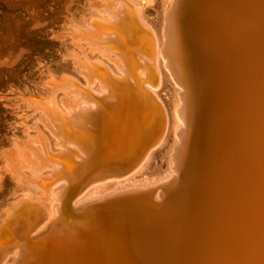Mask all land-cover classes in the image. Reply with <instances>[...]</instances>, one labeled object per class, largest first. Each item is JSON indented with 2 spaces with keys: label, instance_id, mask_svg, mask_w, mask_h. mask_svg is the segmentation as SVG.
Listing matches in <instances>:
<instances>
[{
  "label": "rangeland",
  "instance_id": "rangeland-1",
  "mask_svg": "<svg viewBox=\"0 0 264 264\" xmlns=\"http://www.w3.org/2000/svg\"><path fill=\"white\" fill-rule=\"evenodd\" d=\"M179 1L178 14L187 12L190 8L191 11L186 13L185 20L183 16L179 17V22L176 20L178 31H174L172 34V42H175V44L169 46L167 43L165 44L166 39H168V34L166 33L168 30L167 11H169L173 0H103V2L102 0H97V2L94 0H0V221L4 222V224L0 222L3 224L0 226V264H13L14 260H16L14 264H44V262L45 264H64L65 258L69 260L73 253H78L79 245L92 243L93 238L98 240L95 246H97L96 249L100 246L102 254L104 250V254L107 253V243L104 241L99 243V240L109 239L113 242L114 248L111 253L115 254L116 257L119 256V259L123 255L121 261L115 264H134V262L137 264L140 255L146 251L143 244L147 233H149V229L146 226L158 225L159 223L157 221L160 219V215L156 211L161 213L171 210L173 206L187 198L189 193L186 191L183 178H189V190L196 189L203 183L206 168L202 162L204 154L208 152L210 142L212 111L209 106L208 92H206V80H204L206 79L204 72V63L206 61L203 54L204 40H201L203 38L200 37H198L199 39L195 38L193 25L198 29V24L196 25V23H199V20L205 25V18H207L208 12L212 10L211 4L214 1H200L196 4L198 0H193L189 5L186 4L191 0ZM114 3L116 4L114 5ZM122 6L127 7L131 17L129 25L132 40L127 36L124 29L120 31L121 50L127 56L131 54L128 57V59L131 58L129 59L131 61L129 64H132L131 68L137 61L136 52H145L147 49L149 52L151 49L148 48L147 41L148 39L153 41L151 34L141 25L142 23L139 20L135 6L140 9L143 19L154 31L158 50H160L161 46L163 48L165 44L166 55L164 58L168 61L165 65L163 58H159L161 83L152 86L153 90L146 89L142 83L132 85L126 78L123 79V74L121 75L122 72L118 69L121 63L115 64L118 69L116 70L115 66H113L114 64L112 65L111 61L109 62L108 59L101 55L102 51L91 52L85 42L79 38V34H77L79 29L87 27V15H96L99 18L104 17L105 20L106 18H115V13L121 11ZM101 8L104 9L102 10ZM166 17L167 20L165 19ZM183 21L184 24L181 31L179 25ZM163 27L165 28L163 29ZM198 31L203 33L201 28ZM201 33H199L200 36ZM187 34L189 39L191 38L190 45L192 46L185 40ZM72 35L74 36L72 37ZM183 40L187 43L186 46L191 53L184 48ZM81 51L86 54L89 63L93 65V69L91 71L88 69V72H93V78L97 79L94 85L90 79L82 77L83 75L80 71L75 68L73 55L78 53L77 55L83 59ZM111 57L113 58L114 56L111 55ZM147 60L143 56L145 64L150 65L149 60ZM194 63L198 65H194ZM105 67H108L113 72L118 83L120 82L117 85H111L112 92L116 95V99L113 100L110 99L111 96L106 92H102L100 88L102 85L98 82V80L103 81L102 79L105 78ZM96 68L99 70H96ZM64 78L72 81L75 85L78 84L79 86H76L84 93V96H76L75 100L74 95H66L61 92L64 87L62 85V79ZM148 81L151 82L150 77ZM60 85L62 86L60 87ZM58 88L60 90L57 91L56 89ZM102 89L105 91L103 87ZM91 90H93V93ZM80 99V104L85 103V99L88 102L90 101V103L92 102L91 104L97 102L95 110L87 109L84 110L86 114L84 115L83 113L84 116L94 114L97 116L94 126H87L83 120L76 116H68V107L75 102L79 104L78 101ZM38 107L40 108L38 109ZM178 110L185 113V127L181 134L180 132L178 134L175 133V128H178L181 124L180 120L177 119ZM154 121L156 122L154 123ZM55 137L60 138L64 146H68L70 141L80 144L82 138H89L91 150L85 156V160L81 161L80 159L79 161V159H76V155L79 154H74L75 152L79 153L77 149L70 150V154L68 152H65V154L60 153L59 141ZM157 137L161 141L160 144L150 152L147 159L143 160L152 140ZM178 140L179 146L173 148L172 146ZM262 146L264 147V145ZM44 148L45 153H47L44 154L47 158L44 161L45 163H43V168L45 165L47 166L39 173L45 177L50 174L47 178L52 179V181L55 180L53 183L54 185L57 183V185L54 187L50 184H43L38 189L41 192L44 190L45 194L52 190L51 195L58 192L57 190H64L65 199L67 200L63 210H60V213L57 214L50 224L49 220H47L49 218L46 212L42 208L39 210V206H24V208L19 206L16 210L8 211L9 215L7 213L2 215V210L5 206L17 202L23 195V192L17 189V183L11 177L12 172L9 169L14 166L15 170H21L22 168L20 169L18 165L19 158H27L31 162V149L39 151ZM173 151H175V154L177 152L176 157L178 156L177 170L170 166V162L173 161L171 159L173 155L171 152ZM64 159L66 161H63ZM5 161H9L11 166ZM202 166L204 167V173ZM6 168L9 172H7ZM201 170L202 172H200ZM22 171L28 176L32 174L28 168L23 167ZM99 174L108 175V180L106 178L107 181H104V183L102 181L97 182V185L95 181ZM198 174L200 178L197 176ZM226 174H229L228 176L232 180L233 186L222 196L221 201L223 202L220 201V206L217 207L220 210L234 198L237 199L245 195L249 189L248 185L238 186L239 178L237 174H231V172H226ZM68 176L72 179L70 183L65 180ZM194 181H197V184ZM91 184H93V187H90ZM144 185L151 186L144 190V193L150 198L152 206L145 204V206L143 204L139 206V204H136L134 206L138 208L133 207L132 211H127L129 213L117 215L113 219L114 221L111 220V224L103 225L104 220L102 216L99 217L98 211L102 210L100 212H103L105 210L111 213L110 211H112V207L117 200L133 198L136 200L132 199L130 202H138L142 194L128 193L124 194L125 196L118 195V197L116 196L111 200L101 201L99 204H91V200L101 195L135 189ZM72 192L74 196H72ZM159 192L161 196L156 199ZM75 193H78L77 196H75ZM162 194H164V197H162ZM183 194L185 197L182 196ZM48 196L50 198V194ZM51 202L52 200H50V205L55 201ZM72 204H80L82 207L75 209ZM51 206V211L54 212V208L58 204L55 202ZM67 206L69 207L67 208ZM201 213L202 218L198 219V222L196 221L195 229L190 234L193 240H189L190 237L188 238L193 244L199 240L200 233L204 232L208 225L218 229L222 228L221 223L213 213L203 211ZM211 215L215 218H210ZM3 216H6V218ZM121 219L122 221L124 220L123 222H125L126 226L120 221ZM213 220L216 223H213ZM44 223L47 228L43 236L34 239L33 233L44 228ZM35 226L38 227V231H36ZM97 227L98 230L96 231L95 228L97 229ZM142 227H144L143 230ZM17 228L22 231V234ZM92 231L96 233L93 235ZM17 235L24 236V247L22 249L18 244ZM42 240H45L44 242L47 244L43 249L40 243ZM43 241L42 243H44ZM36 243L37 245L35 246ZM213 243L215 242L212 241L205 248L206 251L214 245ZM71 244L75 245L76 248ZM204 247L199 249V255L202 250L203 252L205 251ZM39 249H41V252H39ZM74 250L76 251L74 252ZM220 251L222 252L219 248L218 252ZM60 253L63 254L62 257L65 256L64 260L62 257H58L61 255ZM222 253L221 257L226 256L224 257L226 261H228L227 259L230 260L228 261L229 264L234 261L236 264H247L246 257H243L241 253L234 254L236 257ZM6 255L7 258H4L5 261L3 262V257H6ZM99 255V252H95L94 259L97 260L96 258H99ZM258 264H262L261 260Z\"/></svg>",
  "mask_w": 264,
  "mask_h": 264
},
{
  "label": "bare ground",
  "instance_id": "bare-ground-1",
  "mask_svg": "<svg viewBox=\"0 0 264 264\" xmlns=\"http://www.w3.org/2000/svg\"><path fill=\"white\" fill-rule=\"evenodd\" d=\"M94 1L97 2V0H94ZM192 1L193 0L189 1L186 5L191 4ZM200 1L205 2L207 0H198L196 4ZM213 1L214 2L211 4L212 10L208 12V16L207 18H205L206 19L205 25H203V23H201L200 20L198 21L199 23H196V25L198 24L197 25L198 29L195 28V25H193L194 30H195L194 31L195 33L193 32V34H195V38L199 39L198 37H200V38H203L201 40H204L203 47H204L205 52L203 51V54L205 57L204 56L203 57L205 58V61H206L204 63L205 64L204 72L206 75L205 76L206 79L204 78L203 79L206 80V88H207L206 92H208L209 106L212 111V126H211L212 128H211V134H210V142H209L208 152L204 154L203 162H202L204 164L203 166H205L206 168L205 173H204V167L202 166L203 173H204V181L196 189L193 188L189 190V187H188L189 178L187 177L183 178L185 182L184 186L186 187V191H188L189 193L187 198H185L182 202L178 203L177 205L173 206L171 210L161 212V213L156 211V213L160 215V219L157 221V223L158 222L159 223L158 225L152 224V225L146 226L149 229L148 230L149 233H147V237H145L146 239H144L143 244L145 245V248H146L145 250L147 251V253L146 251H144V254L140 255V257L138 258L137 264H229L228 261L230 260L227 259L228 261H226V258H224L226 256L221 257V255H223L222 252H224L226 255H234L236 253H239V254L241 253L243 257H246L247 264H256V263L258 264L260 260H261V263L264 264V147L262 146L264 145V0H213ZM115 4L116 3H114V5ZM179 4H180L179 0H173L169 11H167L168 30L166 33L168 34V39H166L165 44L167 43L169 46H172V44H175V42H172V34L174 31H178L176 28L177 26L176 20H178L179 22V17L181 16H183V19L185 20L186 13L188 11L189 12L191 11V8H190L187 12H184V13L181 12V14H178ZM90 8L92 7L90 6ZM121 9H122L121 11L115 13L114 15L115 18H108V19L106 18V20L104 19V17L99 18V17H96V15L95 16L87 15V21H86L87 27H82V29H79V30L77 29L79 32L77 34H79V38L85 42V44L88 46V49L91 52H97L99 50L102 51L101 52L102 54L101 53L100 54L103 55L105 59H108L109 62L111 61L112 62L111 64L112 65L114 64L113 66H115V64L121 63L118 69L121 70L122 72L121 75L123 74V79L126 78L128 82L131 83L132 85H139V83H142V85L143 84L145 85V86L143 85V87H146V89L151 90L152 86H155L157 83L159 84L161 83V71H160V67L158 63L159 58H163L165 65L167 64V61H168V60H165L164 58L166 55V51L164 50L165 44L163 45V48L161 46L159 48L160 50H158L156 46L157 41H156V36L154 34V31L143 19L140 9L135 6V9L137 10V13L140 18L139 20L142 23L141 25H143L145 30H147L151 34L153 41H150V39H148L147 41V44H148L147 46L149 49H151L149 50V52L147 51L148 49L145 50V52L144 51L136 52L137 61L134 60L136 63L134 62L135 65L131 68L132 64L131 65L129 64L131 62L129 61V59L131 58L128 59V57L131 54L127 56L121 50V35H120L121 29H124L127 36L130 37V40H132L131 39L132 33L130 30V25H129L131 17L129 16V10L127 9V7L122 6ZM107 11L105 12L107 13ZM112 11L115 12L114 10ZM102 15L104 14L102 13ZM165 19L167 20V17ZM183 24H184V21L183 23L179 25L180 27L179 29H181V31H182ZM164 28L165 27H163V29ZM200 28L202 29L203 33L198 31ZM163 32H165V30H163ZM199 33H201V36L199 35ZM74 35H72V37ZM185 40L190 45L191 38L189 39L188 34ZM185 40H183L182 43L184 45V48L187 51H189L188 47L186 46L187 43L185 42ZM191 44H192V41H191ZM80 49H81V46H80ZM187 51L185 52L187 53ZM189 52L191 53V51ZM77 54L73 55L74 62H75L74 64L76 66L75 68L77 69V71L78 70L80 71V73L83 75L82 77H85L86 79H90L94 85L97 79L93 78L94 77V74H92L93 72L92 73L88 72V69H90V71L93 69V65L89 63L88 61L89 59L87 58L84 52L81 51V56L83 57V59ZM139 54L146 57L149 60L150 65L149 64L146 65L145 62L143 61V56H140ZM111 55H113L114 57L112 58ZM71 58L73 57L71 56ZM196 64L194 63V65ZM102 66H104V64H102ZM116 67L117 66H115V68ZM97 69L98 68H96V70ZM118 69L116 68V70ZM105 71H106L104 75L105 78L102 79L103 81L98 80V82H100L101 83L100 85H102L100 87L102 92L104 93L106 92L108 95L111 96L110 99L113 100V99H116V95L113 94L111 85H114V84L117 85L118 81L115 79L113 72L108 67H105ZM149 77H150L151 82L148 81ZM62 80H63L62 85L64 87L62 88L61 92L65 93L66 95L68 94L74 95L75 100H76V96L77 97L84 96V93L76 86L78 84L75 85V83L65 78ZM62 85H60V87ZM102 87L105 89V91H103ZM59 88L56 90L57 91L60 90ZM91 91L93 93V90ZM78 102L79 104L77 102H75L74 104L71 103L72 106L68 107V110H67L68 116L70 115L76 116L80 118L81 120H83L87 124V126H94L97 116H95V114L91 116H84L86 114L84 113L85 112L84 110H87V109L95 110L97 107L96 105L97 102L95 104L94 103L91 104L92 102L90 103V101L88 102L86 99H85V103L83 104H80L81 99ZM39 108L40 107H38V109ZM177 114H178L177 119L180 120L181 124L178 128H175V133L178 134L180 132L181 134V132L184 130V127H185V113H182L181 111L178 110ZM155 122L156 121H154V123ZM85 123L84 125H86ZM57 139L59 141L58 142L56 140L59 143V146H60L59 148H61L59 150L60 153L65 154V152L69 153L70 150L77 149L79 153H76V152L74 153L73 151L72 152L74 154H79V155H76V159L77 160L79 159V161L80 159L81 161L85 160L86 159L85 156L88 155L89 151L91 150V146H89V143H91V141L89 140V138H82V142L80 144H77L75 141L74 143L70 141L69 144L67 143L68 146L67 145L64 146V144L61 143L60 138H57ZM159 140L160 139H158V137L152 140L150 147L148 148L146 154L144 155L145 157L143 160H145V158L147 159L150 152H152V150L160 144L161 141ZM76 144L77 146H75ZM178 146H179V140L172 147L176 148ZM45 152H46L45 148L39 151L31 149V152H30L32 153L31 162L28 161L27 158H23V157L18 159V165L20 166V169L21 168L23 169L24 167V168H28V170L29 169L31 170L32 174L29 176L26 175L22 171V169L15 170L13 168L14 166L11 167L12 169H9V171L11 170L10 172H12L11 177H13L15 182L17 183V186H18L17 189L21 190L23 192V195L21 198L18 197L19 198L18 200L16 199L17 202H14L13 204H9L5 206L2 210V215L6 213L8 214V211L10 210H16V208L19 206L20 207L23 206V208L24 206L26 207L39 206L40 207L39 210H41L42 208L43 211L46 212L47 217L49 218L47 220H49V224H50L53 221V219L57 216V214L60 213V210L61 209L63 210L66 204V200H67L65 199L66 194L64 190L62 189L57 190L58 192H56L53 195H51L53 192L52 190H49L50 192L46 191L48 192V194H50V198H49L48 194H45V192H43L44 190L41 192L38 189V187L43 184L45 185L50 184L51 186H54V187L57 185V183L55 185L53 183V181L55 180L52 181V179L47 178L50 174L45 177L39 173L41 172L42 169L46 168L45 166H47L45 165L43 168V163H45L44 161L47 158L45 157V154H47ZM171 153H173L172 158H171L173 161L171 160L172 162H170V166L177 170V167H178V158H177L178 156L176 157L177 152L176 154H175V151ZM4 160L6 159L4 158ZM63 161H66V160L64 159ZM5 162H8V164L10 163L9 161H5ZM9 166L11 165L9 164ZM48 166H51V165H48ZM6 170L7 172H9L7 168ZM54 170H55V167H54ZM200 172H202V170ZM226 172H231V174L233 173L237 174L239 178L238 186L242 187L243 185L245 186L248 185L249 189L245 195L237 199L234 198L231 202H228V204L223 209L220 210L217 207L220 206V201L222 200V196L226 193V191H228V189L232 188L233 186L232 180L229 178L228 176L229 174H226ZM200 174L202 175V173ZM247 174L250 176L248 177ZM99 175L97 176L96 181H95L97 185H98L97 182L102 181L104 183V181L108 180V175H100V176ZM197 176H199V174ZM114 177H117V176H114ZM124 177H125V174H124ZM240 178H241V181H240ZM65 180L68 183L72 181V179H70L69 176L66 177ZM196 182L194 181V183ZM96 184L94 183V185ZM90 187H93V184H91ZM150 187H151L150 185H144V186H139L138 188H135V189L122 190L119 192H114L112 194L109 193L104 196L101 195L100 197H96L94 199L92 198L93 200H91L92 201L91 204L92 203L99 204L101 201L108 200V199L111 200L112 198L116 196L118 197V195L119 196L124 195V194L126 195L128 193H131V194L141 193L142 194V196H140L141 199L138 202H130L133 198H128V199L121 198L119 199V201L117 200L115 205L112 204L113 207H112V211H110L111 213H108L105 210H103V212H100L102 210L98 211L99 217L102 216V219L104 220L103 225L104 224L108 225L112 223L111 220L115 219L117 215H124L126 213H129L127 211L129 210L132 211L133 207H137V206H134L136 204H139V206H141L142 204L143 206L145 205L152 206L153 204L150 202V198L144 193V190ZM77 194L75 196H77ZM184 194L182 196H184ZM72 196H74L73 192H72ZM159 196H161L160 192L158 193L156 199ZM147 197L148 199L146 200ZM162 197H164V194H162ZM49 199L52 200V202L54 200L58 204V206L54 208V212L51 211L52 209L51 205L55 202L53 203L51 202L52 204L50 205ZM133 200L135 201L136 199H133ZM68 207L69 206H67V208ZM73 207L75 209H78L82 207V205L76 204V205H73ZM202 211L208 212L211 214L213 213L215 217L218 219V221L221 223L222 228L218 229V228L211 227V225H208L207 229L204 232L200 233L199 240L193 244L192 241H189V240H193L190 237L191 236L190 234H192V231L195 229L194 227L196 225V221L202 218V213H201ZM211 217L212 219L215 218L212 215L210 216V218ZM4 218H6V216ZM205 218L208 220L207 217ZM7 219L9 220V218ZM46 221L45 223L47 224L48 221L47 222ZM120 221L123 222L124 220L122 221L121 219ZM2 223L4 224V222ZM123 223L125 225V222ZM213 223H216L215 220H213ZM3 224H1L0 226H2ZM37 226H35L36 229L38 228ZM45 226L39 231L37 229L36 231L38 232L34 231L36 233V234L33 233L34 239L39 238L40 236H43L45 229L47 228V226L46 227ZM98 227L97 229L95 228L96 231L98 230ZM143 228L144 227H142V230ZM114 229L117 230L116 228ZM18 230H17V233H18ZM20 230L19 232H21L22 234V231ZM91 233H93V231ZM95 233H93V235ZM23 237H24L23 235H19L18 236L19 241L17 240L21 249L24 247ZM185 240H187L186 243H185ZM42 241L40 243L43 249L47 244H45L44 242L45 240L43 241L44 243H42ZM99 241H100L99 243H102V241L107 243V253L104 254L105 252L104 250L102 254L101 253L102 250H100L99 245H98L99 248L96 249L97 246H95V243H97L98 240H94L93 238L92 243L79 245L80 249L78 248L79 249L78 253L76 252V253H73L72 255L70 254L71 258L70 259L67 258L69 260H66L65 256L62 257V255L64 254L63 252H62L63 254L60 253L61 255L58 256L59 255L58 254L57 256L59 258L62 257L63 260L65 258V263L62 260L64 264H115V263H118V261H121V259L123 258V255H122V258L120 257L119 259L118 258L119 256L116 257L115 254L114 256L111 253V251H113V248H114L113 242H111L109 239L99 240ZM212 241L215 242L213 243L214 245L210 249L208 247L209 250L207 249L208 251H206L205 248L208 245H210ZM36 245L37 243L35 244V246ZM71 245L73 246V244ZM79 246L77 245V247ZM38 247H39V244H38ZM201 247H204V250L207 253L205 251L203 252L202 250V252L199 255V252H200L199 249ZM218 247L222 250V252L220 251L221 253L218 252V249H219ZM37 248H34V249H37ZM40 250L41 249H39V252H41ZM75 251L76 250H74V252ZM95 252L100 253L99 258H96L97 260L94 259ZM67 256L69 257V255ZM47 257L49 258V256ZM4 258L6 259L7 255L6 257L4 256L3 259ZM227 258H230V257H227ZM240 258L242 259V257ZM5 259L3 260V262L5 261ZM14 259H15V255H14ZM15 262L16 260L13 261V264ZM233 263L236 264L235 261Z\"/></svg>",
  "mask_w": 264,
  "mask_h": 264
}]
</instances>
